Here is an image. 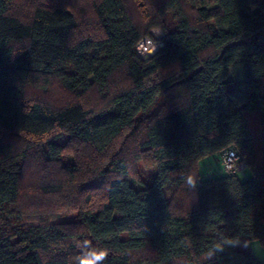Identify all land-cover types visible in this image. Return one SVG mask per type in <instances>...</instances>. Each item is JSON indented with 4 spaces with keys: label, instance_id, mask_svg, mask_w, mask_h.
Masks as SVG:
<instances>
[{
    "label": "trees",
    "instance_id": "trees-1",
    "mask_svg": "<svg viewBox=\"0 0 264 264\" xmlns=\"http://www.w3.org/2000/svg\"><path fill=\"white\" fill-rule=\"evenodd\" d=\"M53 82L71 102L28 94ZM129 135L150 182L121 155ZM230 147L245 175L202 179ZM31 160L44 178L23 185ZM253 241L264 249V0H0V264H264Z\"/></svg>",
    "mask_w": 264,
    "mask_h": 264
},
{
    "label": "rangeland",
    "instance_id": "rangeland-1",
    "mask_svg": "<svg viewBox=\"0 0 264 264\" xmlns=\"http://www.w3.org/2000/svg\"><path fill=\"white\" fill-rule=\"evenodd\" d=\"M137 23H139L141 26L144 25V19L142 16L138 15ZM163 37L164 33L161 28H151L149 34L143 36L142 40L139 43V46L144 49L145 46L148 45V43H151V45L146 46V50L143 51L144 53L149 52L151 48H153L152 45L154 47L157 46L162 41ZM117 82H120L119 78L117 79ZM27 91L28 94H30L32 97H39L40 99H43L54 105H62L72 101V98L67 95L66 92H64V90L60 86H58L56 82H53L49 89L45 91H41L35 88H28ZM91 97V99L93 100V104L95 106L98 105L99 100L97 99L98 96L96 95V93L93 92ZM120 152L121 155H123L127 160L132 176L134 175L138 177L143 182L151 181L155 168L154 166L150 165V163L148 162V158H136V154L137 152H139V150L136 145V139L134 138V135H129L125 139ZM33 162L34 161L31 160L29 162L30 164L28 168H26L25 170L23 185L37 184L41 179L44 178V175L39 171L38 166H36ZM199 174L202 179H209L211 177H216L224 174L218 153H214L208 157L203 158L200 161ZM36 202L37 199L35 197L25 198L23 196L21 199V204L24 207H27L29 203L35 204Z\"/></svg>",
    "mask_w": 264,
    "mask_h": 264
},
{
    "label": "built area",
    "instance_id": "built-area-1",
    "mask_svg": "<svg viewBox=\"0 0 264 264\" xmlns=\"http://www.w3.org/2000/svg\"><path fill=\"white\" fill-rule=\"evenodd\" d=\"M139 43L137 45V51L139 55L142 57H147L150 54L154 53L156 49L158 48V46L161 45V42L155 47L152 45L154 49L151 48L149 52L144 53L143 51L146 50L147 48L146 46L151 45V43H148V45H146L144 49L139 46ZM221 164H222L223 170L226 173L239 174L241 176H244L248 169L246 160L240 155V153L235 148H232V147L222 152Z\"/></svg>",
    "mask_w": 264,
    "mask_h": 264
},
{
    "label": "crops",
    "instance_id": "crops-1",
    "mask_svg": "<svg viewBox=\"0 0 264 264\" xmlns=\"http://www.w3.org/2000/svg\"><path fill=\"white\" fill-rule=\"evenodd\" d=\"M257 241H253L250 244V248L252 250V252L254 253V255L256 256V258L261 261L264 262V249L260 246V244Z\"/></svg>",
    "mask_w": 264,
    "mask_h": 264
}]
</instances>
